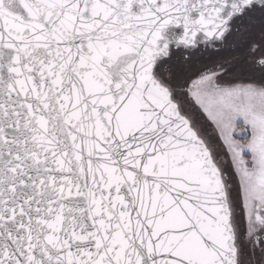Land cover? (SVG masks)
Masks as SVG:
<instances>
[{"label":"snow or ice","instance_id":"1","mask_svg":"<svg viewBox=\"0 0 264 264\" xmlns=\"http://www.w3.org/2000/svg\"><path fill=\"white\" fill-rule=\"evenodd\" d=\"M0 264H264V0H0Z\"/></svg>","mask_w":264,"mask_h":264}]
</instances>
